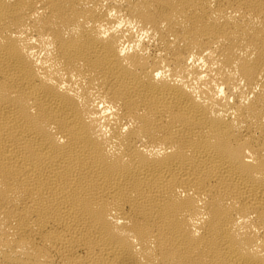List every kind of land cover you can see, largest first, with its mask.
Masks as SVG:
<instances>
[{"label":"bare ground","instance_id":"6f19581e","mask_svg":"<svg viewBox=\"0 0 264 264\" xmlns=\"http://www.w3.org/2000/svg\"><path fill=\"white\" fill-rule=\"evenodd\" d=\"M0 264H264V0H0Z\"/></svg>","mask_w":264,"mask_h":264}]
</instances>
